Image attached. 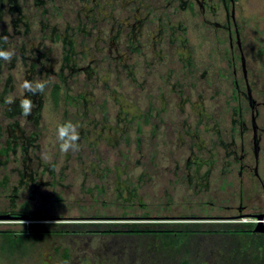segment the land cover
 <instances>
[{
	"label": "flooded vegetation",
	"instance_id": "af4514ba",
	"mask_svg": "<svg viewBox=\"0 0 264 264\" xmlns=\"http://www.w3.org/2000/svg\"><path fill=\"white\" fill-rule=\"evenodd\" d=\"M161 1L121 0L125 9L118 15L112 10L110 15L106 14L101 0L81 6L79 13L88 18L87 22L91 20L97 30L93 48L87 40L76 41L74 34L78 30L91 33L86 30V21L74 27L68 25L63 31L58 30L56 23L51 24L49 39L62 43L58 80L51 86L52 101L55 106L61 99L82 106L81 112L75 113L80 118L74 116L72 120L80 124L78 153L81 157H93L84 167L98 173L111 170L109 165L101 167L103 149L119 153L120 142L131 140L136 118L142 119L135 128L139 142L143 139V126H150L153 136L161 124L166 129L163 136H167L168 127L177 124L175 136L184 150V160L175 161L171 169L198 197L208 193L213 198L208 203L218 207L217 212L205 213L202 218L229 222L226 219L249 216L254 219L249 221L253 230L259 216L264 222V43H254L248 32V0H169L168 4ZM5 7L9 13H16L10 18L14 34L20 33L17 27L21 22L27 33L30 18L23 13L19 0H1V11ZM46 10L47 7L42 13ZM107 18L112 23L105 29L102 25ZM45 26L49 24H43V30ZM6 34L0 32V36ZM45 36L46 33L38 45L27 44L23 39L15 42L12 61L20 56L24 64L30 63L29 71L33 73L53 71L55 58L51 48H44ZM0 46L6 47L3 40ZM148 50L152 56L145 58V75L140 80L136 62H129V57L139 52L147 55ZM76 73L83 75V87L73 93L69 77ZM111 79L115 84L111 85ZM125 79L145 87L148 98L144 108L139 106L137 97L126 92ZM55 84L60 85L57 101L53 95ZM99 89L101 97L96 94ZM8 91L7 87L0 91V101L6 102ZM44 94L45 91L25 93L35 103L27 117L37 121ZM25 95L7 102L6 114H23L20 101ZM110 96L116 105L114 120ZM14 125L17 123L8 127L9 137H15V142L20 138L25 152L34 145L36 137L22 129L15 132ZM102 141H107L109 147L102 148ZM15 148L8 139L0 152ZM114 169L118 174L121 171L119 164ZM22 174L34 177L27 169ZM214 176L221 184L212 188ZM120 181L119 177L115 180Z\"/></svg>",
	"mask_w": 264,
	"mask_h": 264
},
{
	"label": "rangeland",
	"instance_id": "374dc122",
	"mask_svg": "<svg viewBox=\"0 0 264 264\" xmlns=\"http://www.w3.org/2000/svg\"><path fill=\"white\" fill-rule=\"evenodd\" d=\"M149 1L153 0H143L145 3ZM19 2L22 4L23 13L30 18L29 31L25 33V25L21 22L17 27L20 29V33L14 34L10 18L16 13H9L6 7L3 11L0 9L2 13L0 32L5 31L8 36V40L4 41L6 48L15 50V42L22 39L27 44L38 45L46 33L47 36L43 41L44 48H51L50 53L55 59L53 71L46 72L43 69L40 73L29 71L30 63L24 64L20 56L15 61L0 60V91L5 90L6 87L10 90L5 94L6 102L0 101V149L8 139L11 140V145L16 147L15 151L9 149L7 152H0V214H9L10 210H20L23 206L27 210L26 212L32 211L37 214V218L0 219V229L19 230L30 220L55 222L139 221L144 226H151L156 222L165 224L193 221L213 222L202 218L205 213L218 211L217 206L208 203L213 198L211 199L208 193L198 197L189 188L186 181L177 178V174L171 169L175 161L181 160L182 162L184 160V150L179 146L181 144H178L175 136L179 128L177 124L168 127L167 136H163L166 129L161 124L158 125L153 136L149 132L150 126H143L140 136L143 139L139 142L136 140L135 128L137 123L142 122V119L133 120L131 140L130 142H120L119 153H116V150L103 149L101 167L109 165L110 171L98 173L95 170L86 169L84 165L90 164L93 157L79 156L78 148L68 152L60 149L55 134L57 124L67 119L74 120L75 113H80L82 106L64 102L62 99L55 106L52 101L51 86L58 80L57 71L61 65L62 43L49 39V34L52 31L50 26L56 23L58 30L63 31L68 25L74 27L79 22H87L88 18L86 19L83 13H79V8L86 4L93 5L94 0H88L87 3L85 0H43L39 4H36L35 0H19ZM101 2L104 3L105 12L108 15L111 14V10L118 15L123 13L122 9H125L121 6V0H101ZM168 2L169 0L161 1L162 4H168ZM248 4L251 9L248 12V32L254 43L260 45V43H264V0H248ZM46 7L48 11L42 13ZM96 11L94 10V12ZM105 21L102 26L108 29L112 21L108 18ZM45 23H48L49 27L45 26L43 30L42 25ZM93 28L91 20L88 21L86 30H90L91 33L88 35L87 32L78 30L74 33L76 41L87 40L86 42L93 48V39L97 32L96 28ZM69 31L74 30L70 29ZM81 46V44L77 45L78 48ZM151 53L148 50L147 55H142L139 52L133 53L132 57H129V62H136V74L140 80H143L145 75L144 60L150 58ZM96 55L98 56V54ZM8 76L11 77V80L8 79ZM25 79L48 80L50 82L45 89L37 121L33 117H27L26 113L11 116L5 112L7 102L25 95L26 92L22 87V82ZM83 80L84 77L80 73L69 77L73 93L83 87ZM110 83L111 85L115 84L112 79ZM124 88L128 94H132L133 98L134 96L138 98L141 108L145 107L148 98L145 97V87H141L140 84H131L129 79H125ZM96 94L101 97V89L96 90ZM156 100V104L159 106V98ZM108 101L112 106L111 120H114L115 113L117 114L116 105L112 103L111 96L108 97ZM65 112H67L68 118H66ZM33 114L36 115L37 112ZM94 115L95 113L90 116ZM77 118L80 117L77 116ZM13 123H17V126H12L15 128V132L22 129L27 133L33 132V136L36 137L33 141L34 145H31L25 152L20 147V138L15 142L13 141L15 137H9L8 127ZM105 143L107 141L101 142L102 148L109 147ZM45 156L49 158L47 161L44 159ZM115 164H119L121 167L119 174L115 169L113 170ZM26 169L27 172L32 173L33 179H30L28 175L23 176L22 172ZM117 177L121 181L127 180L129 187L117 189L115 182ZM4 179L6 180L3 181ZM220 184L221 180L217 176L211 179L212 188ZM129 189L135 191L136 196L126 200L125 198L130 195ZM214 201L216 202V199ZM192 215L195 217H191ZM226 220L253 221L254 219L249 216H241ZM148 237L135 234L54 236L44 243L38 242L32 247L31 255H27L22 261L17 262L14 257L10 256V245L6 241L8 238L4 239L5 237L0 234V264H61L62 246L69 248L68 264H166L165 252V255H170L173 252L170 257L172 262H177L179 252L184 249L180 251L177 247L169 246L165 240L162 242L163 239L157 236L155 239L157 244L151 248L148 243H145ZM160 242L163 243L162 246L159 244ZM222 243L215 236L198 235L194 238L192 245L188 247L187 256L196 264H233L232 253L226 254ZM57 246H61V248L56 252L55 247ZM151 250L155 253L152 254ZM175 251L177 253H174ZM168 259L170 258L168 257Z\"/></svg>",
	"mask_w": 264,
	"mask_h": 264
},
{
	"label": "trees",
	"instance_id": "16d2710c",
	"mask_svg": "<svg viewBox=\"0 0 264 264\" xmlns=\"http://www.w3.org/2000/svg\"><path fill=\"white\" fill-rule=\"evenodd\" d=\"M59 94L60 85L55 84L53 89L55 101L58 100ZM121 187H129L127 180L117 183L116 188ZM128 192L130 195L125 198L126 200L136 196L135 191L129 189ZM119 194L121 195V193ZM13 201L14 198L12 203ZM26 211L23 206L20 210H10L9 214L14 217L28 214L29 218L35 214L32 211ZM252 227L253 223L249 221H193L171 224L156 222L151 226H144L139 221L55 222L30 220L27 225L24 224V227L19 230L1 228L0 234L5 237L4 239L8 238L6 241L10 245V256L14 257L17 262L22 261L27 255H31L32 247L37 245L38 242L44 243L54 236L135 234L142 237L149 236L145 243H148L151 248L154 244H157L155 239L159 237L163 239L162 242L165 240V243L169 246L177 247L180 251L184 249L179 252L177 262H172L173 260L170 256L173 255V252L170 255H165V252L164 256L167 258L165 262L168 264H196L187 256V253L189 252L188 247L192 245L194 238L198 235L215 236L223 242L225 253H232L231 261L233 264H264V233L254 232ZM162 242L159 243L161 246ZM60 248L61 246L55 247L56 252L60 251ZM151 252L152 254L155 253L152 250ZM174 253H177V251ZM61 257L63 258L61 264H68L70 255L67 246H62Z\"/></svg>",
	"mask_w": 264,
	"mask_h": 264
},
{
	"label": "clouds",
	"instance_id": "9594fccd",
	"mask_svg": "<svg viewBox=\"0 0 264 264\" xmlns=\"http://www.w3.org/2000/svg\"><path fill=\"white\" fill-rule=\"evenodd\" d=\"M0 40L6 42L8 40V36H0ZM14 56V49L0 46V60L11 61ZM49 83L50 82L48 80L32 81L29 79H25L22 82V87L26 93H43ZM20 107L24 113H31L33 107L31 98L25 95V97L20 101ZM55 134L56 140L58 141L59 147L62 151L68 152L79 147L78 142L80 139V124L78 122L67 119L58 123L56 126ZM44 159L47 161L49 158L45 156Z\"/></svg>",
	"mask_w": 264,
	"mask_h": 264
},
{
	"label": "water",
	"instance_id": "95a60500",
	"mask_svg": "<svg viewBox=\"0 0 264 264\" xmlns=\"http://www.w3.org/2000/svg\"><path fill=\"white\" fill-rule=\"evenodd\" d=\"M9 214H0V219H6V218H11ZM16 218H29L28 214H23L21 216H15ZM262 216L258 217V220L253 228L255 232H264V222L261 220ZM32 218H37V214L32 215Z\"/></svg>",
	"mask_w": 264,
	"mask_h": 264
}]
</instances>
